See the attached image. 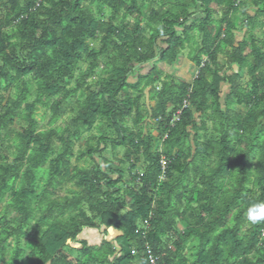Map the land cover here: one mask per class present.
Segmentation results:
<instances>
[{
    "label": "trees",
    "instance_id": "1",
    "mask_svg": "<svg viewBox=\"0 0 264 264\" xmlns=\"http://www.w3.org/2000/svg\"><path fill=\"white\" fill-rule=\"evenodd\" d=\"M153 3L0 0V143L13 149L11 161L0 155V264H148L147 251L158 264H264V220L249 219L264 204V32L253 34L264 25L256 21L264 0H157L149 9ZM93 5L108 16H94ZM238 25L246 32L236 41ZM226 47L245 86L219 66ZM184 49L190 84L159 68ZM151 89L157 146L141 128L140 100ZM71 100L68 126L37 130L38 108L51 125ZM94 127L98 135L74 155V142ZM108 147L123 150L114 168L97 156ZM85 157L99 163L71 166ZM122 164L136 189L119 187ZM65 184L75 187L71 198L59 195ZM84 230L101 242L78 240ZM75 243L71 263L64 251Z\"/></svg>",
    "mask_w": 264,
    "mask_h": 264
},
{
    "label": "rangeland",
    "instance_id": "2",
    "mask_svg": "<svg viewBox=\"0 0 264 264\" xmlns=\"http://www.w3.org/2000/svg\"><path fill=\"white\" fill-rule=\"evenodd\" d=\"M148 3H153V5H150L149 9L151 8H155V4L157 3V0H147ZM94 16H97L98 13L100 14H103V16L107 17L108 14H109V11L105 8H98L96 6H91L90 7ZM212 10H214V16L213 18H217L218 17V12H217V8L212 5ZM249 11V14H252L253 12V9L252 8H248L247 9ZM120 16V14H119ZM119 16L117 18V22L119 20ZM238 19H240V12L238 14L235 15ZM105 17H103L105 19ZM257 23L260 24H264V15L263 16H259L257 19H256ZM129 27L132 26V19L130 17H127L124 21ZM142 26V25H141ZM239 31L235 32L234 34L237 36L236 38V41H239L243 35H244V32H246L243 27H241V25H238V29ZM264 32V25L263 27H260L257 25L256 28L254 29L253 31V34L258 38V39H261L262 38V35L261 33ZM146 36L148 37L149 36V33L146 34ZM93 48H95L97 46V44H92ZM225 52H229V48H223L222 51H221V54H220V57H219V66H222V68L224 70H232L233 72H237V69L234 65H230L228 64V59L225 57L224 53ZM264 52V50H263ZM187 53H188V49H184L183 51H181V54L180 56L178 57L177 61L171 65V66H166V65H159V68L161 69V71L164 73V75H167V76H170L175 82H180V83H185V84H190L195 76V71L193 69V67L189 66L187 60H186V56H187ZM82 68H84V66H82ZM144 69L145 70H148L149 67L148 65H144ZM145 72V71H143ZM238 80H239V83L240 85L242 86H245L248 82V77L245 73V70H241V71H238ZM99 75H102L100 73V69H98L96 71V76L93 77L92 79H90L88 81V83L93 87V85L97 82V79L99 77ZM105 76V75H104ZM130 81V80H129ZM132 82V81H130ZM158 84H155L154 85V88H158ZM154 92L155 90L154 89H151V90H146L144 92V95L142 96V99L140 100V106H141V110H142V114L143 115H146V118L144 119V122L143 124L141 125V128H142V133H144L145 129L152 135L155 137V140H154V144H156V146L158 145L157 144V140L158 138L156 137V133H155V130H154V123L151 122V120H149L148 118V115L151 116L153 114V110L155 108V101H154ZM3 96L6 98L7 96H10L12 97L13 96V93L12 91L9 93V94H6V93H3ZM32 99V98H31ZM73 100H71L70 102H64L60 105L59 107V112H58V115H57V118L55 119V121L49 125V119H50V112L48 110H44L42 108H38L37 111L35 112L34 114V118L37 122V130L38 131H44L48 128H55V129H58V130H62L64 127L68 126L69 122H70V119L72 118L73 114L71 113V111L69 110L70 107H71V104H72ZM230 111H235L236 108H235V105L231 106ZM20 125V121L19 120H15L14 122V125L11 127L13 130H16L17 127ZM125 125L127 127H129L130 129H133V126H132V122L130 120H126V123ZM208 130L210 129V124L207 123L206 124ZM98 135V130L94 127L89 133H86V134H83L81 136V138L77 141L74 142V145H73V153L74 155H77V153L79 151H83L85 149V143H86V140L89 138V136H97ZM199 135L202 137L204 134H202L201 132H199ZM205 135H208V132L205 133ZM200 141H201V138H200ZM90 144L94 145V141H92ZM11 146V143L10 142H3V143H0V155L3 156V157H6V160L5 161H11L12 157H11V154L13 153V149L10 147ZM123 155V150L121 148H117L114 152H111L109 147L106 148V150L103 152V153H100L98 154L97 156H99L100 159H103L107 162H109L112 167H116V164H115V158L118 159V158H121ZM94 161V162H93ZM90 160V159H87L85 157L84 160H81L79 162H76L74 158L70 159V164L71 166H78L80 168H85V169H94L96 164L99 163V159L97 160L96 157H95V160ZM142 161L140 160L139 162H137L135 164V173H140L141 170H142ZM119 168H122V170H124V177H123V181L122 183L119 185V187L121 189H125V188H128V187H132V188H137V184L136 186L133 185L132 182H130V172L128 171V164H122V165H118ZM69 190H75V187H73L71 184H65L63 185V187L61 189H59V195L60 197H63V196H66L68 198H71V194L68 193ZM3 206L4 204H0V215L2 213V209H3ZM13 216V213L10 211L7 212L6 214V220H10ZM248 229V225H244V227L242 228V233H245L246 230ZM119 235V233H115L114 236L112 238H114L115 236ZM102 235L99 233V232H96V231H92V230H84L78 240H84L87 242L88 245H91V246H96L98 245L101 240H102ZM12 245V242L10 243ZM168 245V241H167V244ZM71 247L73 249H65L64 252H66L67 254V258L68 260L71 262V263H74L75 259L78 257V253L76 251H74V248H77V244H71ZM184 254L187 256L188 255V251L184 252Z\"/></svg>",
    "mask_w": 264,
    "mask_h": 264
},
{
    "label": "built area",
    "instance_id": "3",
    "mask_svg": "<svg viewBox=\"0 0 264 264\" xmlns=\"http://www.w3.org/2000/svg\"><path fill=\"white\" fill-rule=\"evenodd\" d=\"M182 108H185V102H183ZM177 114H179V112ZM159 164H160V167H161V170H162V174H163L166 162H165V160L160 158ZM143 226H144V229H147V227H146L147 226V222L146 221L143 222ZM142 234L144 235V232ZM131 254L133 255L134 252L132 251ZM147 260H148V264H158V262H160V257L159 256H154L151 252L147 251Z\"/></svg>",
    "mask_w": 264,
    "mask_h": 264
},
{
    "label": "clouds",
    "instance_id": "4",
    "mask_svg": "<svg viewBox=\"0 0 264 264\" xmlns=\"http://www.w3.org/2000/svg\"><path fill=\"white\" fill-rule=\"evenodd\" d=\"M253 208L256 209L257 212H255L252 216L249 217L250 222L257 223L261 220H264V204H254Z\"/></svg>",
    "mask_w": 264,
    "mask_h": 264
},
{
    "label": "crops",
    "instance_id": "5",
    "mask_svg": "<svg viewBox=\"0 0 264 264\" xmlns=\"http://www.w3.org/2000/svg\"><path fill=\"white\" fill-rule=\"evenodd\" d=\"M111 238V237H110Z\"/></svg>",
    "mask_w": 264,
    "mask_h": 264
}]
</instances>
